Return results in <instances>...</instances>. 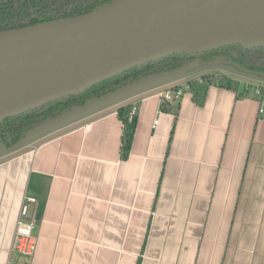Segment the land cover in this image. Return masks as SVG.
<instances>
[{
    "label": "crops",
    "instance_id": "crops-1",
    "mask_svg": "<svg viewBox=\"0 0 264 264\" xmlns=\"http://www.w3.org/2000/svg\"><path fill=\"white\" fill-rule=\"evenodd\" d=\"M192 73L172 102L143 89L1 154L0 264H264L260 98ZM134 104L122 158L118 108ZM27 196L31 257L10 251Z\"/></svg>",
    "mask_w": 264,
    "mask_h": 264
},
{
    "label": "water",
    "instance_id": "water-1",
    "mask_svg": "<svg viewBox=\"0 0 264 264\" xmlns=\"http://www.w3.org/2000/svg\"><path fill=\"white\" fill-rule=\"evenodd\" d=\"M229 44L264 46V0H111L64 18L0 31V121L174 53L197 54ZM232 65L223 57L193 58L91 96L25 132L12 148L140 90L202 66ZM9 145V146H10ZM0 143V155L8 151ZM9 148V151L12 148Z\"/></svg>",
    "mask_w": 264,
    "mask_h": 264
},
{
    "label": "trees",
    "instance_id": "trees-1",
    "mask_svg": "<svg viewBox=\"0 0 264 264\" xmlns=\"http://www.w3.org/2000/svg\"><path fill=\"white\" fill-rule=\"evenodd\" d=\"M109 1L111 0H0V31L81 14ZM218 57H223L251 71L264 73V46L244 48L239 44H229L197 54L174 53L166 55L113 75L85 88L80 94L63 96L2 119L0 121V143L6 146L18 143L26 131L44 122L47 118L53 117L73 105L83 103L91 96L101 95L141 76L178 67L193 58L208 61ZM202 77L211 82L227 78L213 74H204ZM204 79L202 80L204 81ZM225 82L229 86L237 84L229 78ZM118 116L123 123L120 155L125 158L131 147L136 118L130 119L129 109L124 106L118 108Z\"/></svg>",
    "mask_w": 264,
    "mask_h": 264
},
{
    "label": "built area",
    "instance_id": "built-area-1",
    "mask_svg": "<svg viewBox=\"0 0 264 264\" xmlns=\"http://www.w3.org/2000/svg\"><path fill=\"white\" fill-rule=\"evenodd\" d=\"M183 79L184 81L179 83H175V81L165 83V87L156 93L161 102H172L176 98L180 97L184 91L190 89L191 80H186L185 78ZM240 83L246 91H252L256 97L260 98V107L258 111L259 113L264 112V99L262 98L264 81L259 80L258 78L255 79L253 77H247V79H241ZM215 85H219V83H215ZM137 108L136 104L132 105L129 110L130 119L135 118ZM156 122L157 121L154 123ZM33 202L34 198L30 196L25 197L22 202L10 248L11 252H17L26 257H31L34 254L37 245V238L33 233V228L35 227L37 220L34 216L29 214V205L33 204ZM12 262L13 258H10V263ZM25 264L29 263L26 262Z\"/></svg>",
    "mask_w": 264,
    "mask_h": 264
},
{
    "label": "rangeland",
    "instance_id": "rangeland-1",
    "mask_svg": "<svg viewBox=\"0 0 264 264\" xmlns=\"http://www.w3.org/2000/svg\"><path fill=\"white\" fill-rule=\"evenodd\" d=\"M218 71V72H221V73H225L226 75L228 76H232V77H235L237 79H247V77H251V76H248L246 74H242V73H239V71L236 70L235 67H233L232 65H218V66H212V67H209V66H202L200 68H198L197 70H195L196 72H202V73H207L208 71ZM194 72V71H193ZM195 75V73L193 74L192 72H189L187 73L185 76L186 78L185 79H188V78H191V76ZM182 77V76H181ZM257 79V78H255ZM259 79V78H258ZM259 80H263L264 79H259ZM183 81V80H182ZM12 145V144H11ZM8 146L6 149L8 151L4 152L3 154H6L9 152V148L11 147ZM12 148V147H11Z\"/></svg>",
    "mask_w": 264,
    "mask_h": 264
},
{
    "label": "flooded vegetation",
    "instance_id": "flooded-vegetation-1",
    "mask_svg": "<svg viewBox=\"0 0 264 264\" xmlns=\"http://www.w3.org/2000/svg\"><path fill=\"white\" fill-rule=\"evenodd\" d=\"M198 59H200V58H198ZM225 75V74H224Z\"/></svg>",
    "mask_w": 264,
    "mask_h": 264
}]
</instances>
